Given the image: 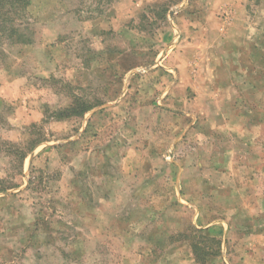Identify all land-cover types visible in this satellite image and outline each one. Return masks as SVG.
Masks as SVG:
<instances>
[{"label": "rangeland", "instance_id": "374dc122", "mask_svg": "<svg viewBox=\"0 0 264 264\" xmlns=\"http://www.w3.org/2000/svg\"><path fill=\"white\" fill-rule=\"evenodd\" d=\"M17 22L32 41L0 54V264H189L182 205L157 203L159 215L140 226L150 202L177 195L172 174H160L159 191L141 193L139 181L159 176L149 174L152 163L141 177L122 174L104 169L94 148L125 139L145 145L144 157L164 154L168 126L177 137L181 130L166 92H184L191 113L187 95L204 81L197 72L213 68L219 79L218 60L239 82H264L255 66L264 58V0H30ZM246 90V102L264 106ZM78 99L92 107L81 117L61 114ZM154 139L160 146L148 144ZM211 148L207 163L217 157ZM263 165L255 174L236 168L233 185L246 203L223 228L214 264H264ZM130 189L127 205L121 192ZM162 230L168 242H152Z\"/></svg>", "mask_w": 264, "mask_h": 264}, {"label": "crops", "instance_id": "0c3cea01", "mask_svg": "<svg viewBox=\"0 0 264 264\" xmlns=\"http://www.w3.org/2000/svg\"><path fill=\"white\" fill-rule=\"evenodd\" d=\"M238 3L240 4V2ZM238 6L240 7V5ZM260 61L259 67L255 64L259 71L264 69V58ZM226 62L227 60H218V64L222 65L219 79H215V76L211 75L213 68L211 70L205 69L206 72H202L204 69L197 72V75L204 78V81H199L197 84L193 83L194 90H192L191 96L187 95V99L191 100V113H187L188 104L185 103L184 92L180 93L177 90L179 94H176L175 90L169 87L171 90L166 92L169 94L167 109L169 112L175 113L176 116L171 113L174 118L173 122H180L181 130L179 137H177L172 128L168 126L169 131L162 140V143H165L163 144L164 154L159 156L156 154L151 158L144 157L143 148L147 149L145 145L130 144L129 146L125 139L123 141L117 140V143L112 142V144L108 142L94 148L103 158L104 169L107 168L106 165L117 166L122 174H126L125 170L128 169L131 174H140L141 177V174H147L143 172L149 163H152V171L149 174H155V176L159 174V176L143 183L139 181L135 189L141 190V193L148 192L149 188L153 192L159 191L160 185L156 184L155 181H159L160 174H172L177 195L174 194L173 200L162 196L163 198L154 200L157 201L155 204L150 202L151 206L145 208H148L149 214L145 216L148 219L143 221L142 225L140 224L141 227H147L152 221L151 218L154 219L157 214L159 215L161 208L158 207L157 203L159 206L162 204L170 205L171 203L174 206L177 203L187 211V218L189 219L187 227L193 226L197 229L208 230L209 235L214 233V236L220 239L219 237L224 232L223 228L230 226L231 222L229 223V221H232V215L236 216L235 212L243 209L246 202L242 195L247 197V193L233 185L234 174H237L236 168H241L243 174H255L257 166L264 159V106L255 107L253 102H246L245 98L247 97L244 90L247 89L250 99L260 101L261 97L264 98V82L259 84V80L257 82L251 76L240 81V83L239 78L236 79V71L231 68L228 70ZM234 80L237 82L234 83ZM192 81L195 82L196 80L193 79ZM165 95V93L157 95V99H163ZM177 95H182L179 100L184 101L181 100L182 104L184 103L185 113L176 107ZM210 105H214V111L209 108ZM183 113L185 115H181ZM212 114L216 116V122H211ZM185 116H189L190 121L188 123ZM193 116L200 118V120L194 119L195 122H191ZM159 141L161 142V140ZM160 142L154 139L153 141L149 140L148 144L154 143L155 147H158ZM187 145L191 146L190 150L185 149L181 154L180 149L187 148ZM214 145L216 147L214 153L217 154V157L213 162H208L211 163L209 167L207 154L209 150L213 153L211 147ZM194 148H197L195 154H193ZM166 152L169 156L164 160L163 155ZM209 168H212L211 172ZM103 174L109 173L104 170ZM130 191L134 192L135 190L130 189L128 193L121 192L123 197L121 201L126 202L127 205L129 197L131 198ZM214 212L219 215L213 216ZM229 212H231L230 215H228ZM218 228L220 229L219 234L216 233ZM169 237L168 232L162 230L161 234L155 236L151 241L166 243ZM221 242L223 243V238L220 239V245ZM190 251L187 255L190 260L189 264H214L223 256L220 250L218 253L208 256L206 262L200 263L195 261L191 248Z\"/></svg>", "mask_w": 264, "mask_h": 264}, {"label": "trees", "instance_id": "16d2710c", "mask_svg": "<svg viewBox=\"0 0 264 264\" xmlns=\"http://www.w3.org/2000/svg\"><path fill=\"white\" fill-rule=\"evenodd\" d=\"M29 3L30 0H0V54L7 45L27 44L32 41L30 34L26 31L28 28H21L17 22ZM91 107L92 105L79 101V99L78 101L73 100L67 108L62 109L61 114L81 117ZM184 235L187 236V242L197 262L207 261V257L211 255L209 249L213 245L216 246V253L220 251V239L209 235L208 230L190 226Z\"/></svg>", "mask_w": 264, "mask_h": 264}]
</instances>
